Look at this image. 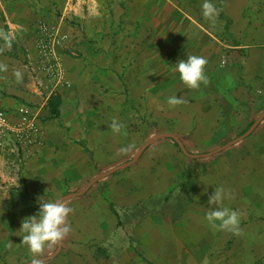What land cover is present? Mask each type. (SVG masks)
Masks as SVG:
<instances>
[{
    "label": "crops",
    "instance_id": "crops-1",
    "mask_svg": "<svg viewBox=\"0 0 264 264\" xmlns=\"http://www.w3.org/2000/svg\"><path fill=\"white\" fill-rule=\"evenodd\" d=\"M96 3L0 0V109L36 115L47 135V144L27 160L20 180L12 174L7 158L0 155V249L25 262L51 255L52 246L33 254L22 244V221L38 213L39 198L54 201L70 184L71 191L85 189L101 173L132 161L147 143L142 133L149 132L144 120L148 115L160 135L176 136L195 158L187 157L172 139H162L123 169L127 172L105 177L84 196L66 201L73 209L67 218L70 232L56 257L41 264H231L234 256L238 257L234 264H246V253L231 241V232L207 221L208 198L215 188L223 187L226 198L220 206L238 214L247 195L253 193V200L258 194L253 203L261 199L264 121L249 138L208 155L236 140L254 120V112L264 111V0L229 2L227 12L234 24L228 27L231 36L227 37L222 36V27H211L204 18V0H197L190 8L177 3L190 11V20L182 27H155L164 47L163 55L157 58L148 50L150 27H137L140 54L130 49L124 55L117 54L113 41L102 40L101 33L98 47L108 42V55L91 52L82 41L71 39L63 52L70 85L59 91L61 116L52 119L48 108L51 87L47 82L38 87L30 69L41 22L37 20L60 24L71 38H78L74 36L78 28L64 27V18L83 23L100 14L95 11ZM56 12L63 18L56 20ZM169 47L172 55L166 53ZM228 49L232 56L221 67L218 56ZM77 51L83 53V59L73 57ZM236 54L243 56L239 60ZM188 55L207 60V85L189 88L173 70L172 66ZM156 62L164 63L153 69L157 82L150 77V65ZM172 96L183 103L169 105ZM113 120L122 125L120 133L111 130ZM224 126L227 131L221 135ZM124 142L132 146L126 153L120 151L122 147L118 149ZM119 152L125 155L120 162H108ZM133 165H137L135 169ZM240 168L249 173V182L257 185L246 196L249 182L240 187ZM9 179L14 185L6 191L3 182ZM178 189L177 198L164 199ZM190 190L196 195L189 201L193 197ZM156 196L161 197L157 203L165 207L163 211H150V200ZM78 205L82 209L75 211Z\"/></svg>",
    "mask_w": 264,
    "mask_h": 264
},
{
    "label": "rangeland",
    "instance_id": "rangeland-1",
    "mask_svg": "<svg viewBox=\"0 0 264 264\" xmlns=\"http://www.w3.org/2000/svg\"><path fill=\"white\" fill-rule=\"evenodd\" d=\"M202 1V0H200ZM232 0H211V3H213L217 9V16L215 18V21H210L211 27H222V36H231L229 34V29L228 27H233L234 22L231 20L228 12H227V6L228 3L231 2ZM97 2L96 5V12L97 10L100 11V14H95L90 16V18H87L86 21L80 22L81 20H78L77 18H64V27H77L78 31L74 36L78 38H71L75 40H79L80 42L82 41L84 45H86L87 48L90 49L91 52H97V51H102L105 55H108L110 51L109 49V44L108 42L104 44L105 46L103 47H98L97 39H99V34H102V40H112L114 43V49L113 51L116 52L117 54L123 53L126 49H130L132 52L136 54H140V41H137L138 36L140 35L139 30L137 27H150L149 30V37H148V43H149V53L151 57H161L163 55V45L160 44L161 42L158 41L159 38V33L155 27H182L185 22L187 23L190 16V11L187 8H190L194 6V2L196 4L197 0H95ZM177 3L185 5L187 7L184 11V6L182 9L177 6ZM98 4V5H97ZM176 6V7H175ZM180 9V10H177ZM195 8V7H194ZM147 11V13L142 14V11ZM88 14V11L86 12ZM55 18L57 20L63 18L62 14L59 12L54 13ZM176 15V18L174 16ZM37 21H44L41 18H39ZM46 21V20H45ZM48 22V21H47ZM51 23V22H48ZM38 22H36V25ZM56 24V23H55ZM127 27H132V28H127ZM85 30V31H84ZM140 37V36H139ZM226 39V38H225ZM231 43V42H230ZM81 45V43H80ZM168 54L172 55L173 54V48L169 47L168 48ZM81 51V48H80ZM77 51L74 54V58L76 59H83V53ZM231 50H226L225 54L219 55L218 60L220 63L221 67H225L222 64V58L223 56H232V52L229 53ZM124 55V53L122 54ZM238 54H236L234 57H236ZM235 59V58H234ZM164 63L156 62L152 63L151 66V73L150 77L153 79L155 82L156 79L153 78V74L155 76L156 73L153 69L159 68V66L163 65ZM254 103V102H253ZM264 112L262 111L261 113L254 112V120H257ZM140 115V113H137ZM148 115L144 116V120L148 123L149 126V132H143L142 136L145 138L147 137V141L150 139L160 135L159 131L157 130L156 125L154 122H152V119H147ZM241 116H246V115H241ZM247 120V117L245 118V121ZM244 121V122H245ZM242 121H240L241 123ZM226 126V124H225ZM223 128V131L221 133L224 134L227 129ZM253 126V125H252ZM226 130V131H225ZM246 134V133H245ZM218 136L215 138V142L218 140ZM236 139V137H235ZM145 140V142H147ZM234 141V140H233ZM128 145H131L130 142H124L123 144L118 145V149L120 147H126ZM218 150V149H217ZM213 150L211 153L217 151ZM210 154V153H209ZM135 154L133 158L136 156ZM125 155H122L121 152L117 154L116 159H109L108 162L112 161L114 162H120L121 157H124ZM244 156V155H243ZM95 160V159H94ZM132 160V159H131ZM127 163V161L122 162L117 164L116 166L112 167L109 169L111 171L112 169H115L119 166L124 165ZM137 166V165H136ZM136 166H132V169H135ZM245 169H249L248 166L244 165ZM240 167V165H239ZM12 174L16 176V179L20 180L22 179L23 174L22 170L17 172L15 169L11 168ZM128 170H121L113 175L111 177H117ZM108 171H105L101 173V175L107 173ZM239 182H240V187L243 188V182L248 181L249 182V173H245V170H241L239 172ZM99 175V176H101ZM262 177V175L260 176ZM259 177V178H260ZM108 178V179H109ZM258 179V176H257ZM262 184V189L263 192L261 193V199L260 200H255L253 203L252 201L255 199V196L257 197L258 194L255 193L253 200L251 197L253 196V193L251 195H247V193H250L249 189L255 188L257 185L255 183L249 182L248 184L246 183L245 185V196L247 195V202L246 205L238 210L240 213V232L239 234H235L231 232V241L236 242V247L241 249H244L245 251V261L246 264H264V178L261 182ZM14 182L13 180L9 179L3 182V186L6 187V191L9 189H13ZM100 185V184H99ZM71 184L70 187H68L66 193L59 197L55 198L61 199L67 195L74 194V193H79L81 192L84 188H79L75 191H71ZM173 190V189H172ZM170 190V191H172ZM186 191H184L185 193ZM193 197L190 196L189 201L194 198V195H196L195 190H190L189 191ZM164 194V193H161ZM179 189L176 191H172L167 193L165 195L164 199L169 197H174L177 198L179 196ZM243 195V193H241ZM158 196V195H157ZM156 196L150 200V211H157L160 208L162 211L164 208L162 205H158V200L163 197V195L158 198ZM173 198V199H174ZM251 199V200H250ZM80 200V199H78ZM172 200V199H171ZM186 201V200H185ZM155 203V206L153 207L152 205ZM163 204V202H161ZM82 209V206H77L75 207V211H79ZM175 215V214H174ZM3 237H6V233H2ZM232 244V242H231ZM53 255L57 249H58V244L53 245ZM51 255H48L49 257ZM48 256H40L37 257V261L42 260L47 258ZM237 256L231 257V260H234V263H237ZM33 261H23L19 256H14L10 255L8 251H3L0 249V264H27L31 263ZM231 262V264H234Z\"/></svg>",
    "mask_w": 264,
    "mask_h": 264
},
{
    "label": "built area",
    "instance_id": "built-area-1",
    "mask_svg": "<svg viewBox=\"0 0 264 264\" xmlns=\"http://www.w3.org/2000/svg\"><path fill=\"white\" fill-rule=\"evenodd\" d=\"M70 41V34L63 31L60 24L41 21L37 26L34 42L36 56L30 69L38 87L49 83L50 98L70 85L63 61V52L67 51ZM228 60L229 56H223V66ZM46 144V131L39 117L26 111L13 114L0 109V155L7 158L13 169L21 171L27 160Z\"/></svg>",
    "mask_w": 264,
    "mask_h": 264
},
{
    "label": "clouds",
    "instance_id": "clouds-1",
    "mask_svg": "<svg viewBox=\"0 0 264 264\" xmlns=\"http://www.w3.org/2000/svg\"><path fill=\"white\" fill-rule=\"evenodd\" d=\"M202 8L204 18L214 22L218 13L211 0H204ZM206 65L207 60L204 57L188 55L186 60H180L172 68L180 74V80L186 86L198 89L201 84L207 85L208 83L205 73ZM182 103L183 100L175 96L168 98L169 105L176 106ZM110 128L114 133H120L122 125L113 120ZM131 147V145L122 147L120 151L126 153L131 150ZM225 198V189L223 187L215 188L208 198L209 211L206 219L210 224L221 230L239 234L240 216L238 212L220 206ZM38 206V213L25 218L20 229V232L25 233L22 237V244L27 245L33 254H40L45 247H51L65 239L70 232L67 218L73 211L62 199L53 201L41 197L38 200ZM33 264H39V262L34 259Z\"/></svg>",
    "mask_w": 264,
    "mask_h": 264
},
{
    "label": "water",
    "instance_id": "water-1",
    "mask_svg": "<svg viewBox=\"0 0 264 264\" xmlns=\"http://www.w3.org/2000/svg\"><path fill=\"white\" fill-rule=\"evenodd\" d=\"M264 121V113L255 121V123L253 124V126L249 129V131L244 134L243 136L237 138L236 140L232 141L231 143H228L227 145L223 146L222 148L218 149L217 151H215L214 153H211L209 154L208 156H212V155H216L218 153H221L223 152L224 150L236 145L237 143L249 138L254 132L255 130L259 127V125ZM162 139H172L173 141H175L179 148L181 149V151L187 156V157H190V158H195L194 156L190 155L187 150L185 149L184 145L182 144V142L174 135H158L152 139H150L149 141H147V143L145 145H143V147L140 149V151L137 153V155L132 159V161L120 166V167H117L115 169H112L111 171L97 177L95 180H93L85 189H83L81 192L79 193H74V194H70V195H67L63 198H61L62 200H65V201H69V200H72V199H75V198H79V197H82L84 196L90 189L93 185H95L98 181H100L101 179L105 178V177H108V176H111L125 168H128L129 166H131L132 164H134L135 162H137L139 160V158L141 157V155L151 146L153 145L155 142L159 141V140H162ZM61 250V242L58 243V249L57 251L50 257H47L45 259H42V260H39V264L41 263H45V262H48L52 259H54L56 257V255L59 253V251ZM27 264H33V262L31 263H27Z\"/></svg>",
    "mask_w": 264,
    "mask_h": 264
},
{
    "label": "trees",
    "instance_id": "trees-1",
    "mask_svg": "<svg viewBox=\"0 0 264 264\" xmlns=\"http://www.w3.org/2000/svg\"><path fill=\"white\" fill-rule=\"evenodd\" d=\"M241 54H238L236 57L239 58V60L241 59ZM238 58L235 60H238ZM61 103H62V100H61V95L60 94H56V95H53L50 99H49V102H48V108H49V111L51 113V117L52 119H59L60 116H61ZM264 112V111H263ZM256 120H252L250 122V124L248 125V127L237 137H241L243 136L245 133H247L249 131V129L252 127V125L255 123ZM175 142V141H174ZM175 145L176 147H179L178 144L175 142ZM130 162V161H128Z\"/></svg>",
    "mask_w": 264,
    "mask_h": 264
}]
</instances>
